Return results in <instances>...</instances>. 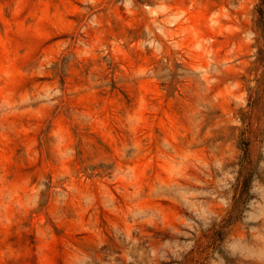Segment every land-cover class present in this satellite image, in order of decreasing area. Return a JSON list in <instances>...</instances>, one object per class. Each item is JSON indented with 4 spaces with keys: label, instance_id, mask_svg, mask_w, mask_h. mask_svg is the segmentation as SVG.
<instances>
[{
    "label": "rangeland",
    "instance_id": "1",
    "mask_svg": "<svg viewBox=\"0 0 264 264\" xmlns=\"http://www.w3.org/2000/svg\"><path fill=\"white\" fill-rule=\"evenodd\" d=\"M0 264H264V0H0Z\"/></svg>",
    "mask_w": 264,
    "mask_h": 264
}]
</instances>
